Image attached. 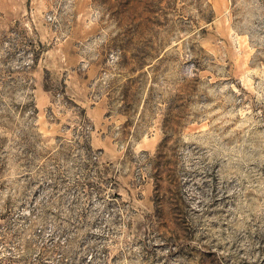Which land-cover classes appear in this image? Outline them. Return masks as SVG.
<instances>
[{
  "label": "rangeland",
  "instance_id": "374dc122",
  "mask_svg": "<svg viewBox=\"0 0 264 264\" xmlns=\"http://www.w3.org/2000/svg\"><path fill=\"white\" fill-rule=\"evenodd\" d=\"M0 264H264V0H0Z\"/></svg>",
  "mask_w": 264,
  "mask_h": 264
}]
</instances>
